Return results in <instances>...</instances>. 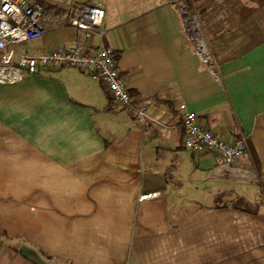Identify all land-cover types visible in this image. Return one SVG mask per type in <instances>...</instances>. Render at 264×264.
I'll list each match as a JSON object with an SVG mask.
<instances>
[{
  "label": "crops",
  "instance_id": "obj_1",
  "mask_svg": "<svg viewBox=\"0 0 264 264\" xmlns=\"http://www.w3.org/2000/svg\"><path fill=\"white\" fill-rule=\"evenodd\" d=\"M113 1L93 0L104 17L88 38L52 21L17 48L103 43L131 98L149 99L158 122L135 121L88 70L40 68L0 83V235L27 244L0 245V264H56L42 255L62 264H264V0H186L213 71L168 0ZM183 109L226 141L244 134L239 164L256 177L221 176L210 153L184 149ZM234 197L256 211L235 208Z\"/></svg>",
  "mask_w": 264,
  "mask_h": 264
},
{
  "label": "built area",
  "instance_id": "obj_2",
  "mask_svg": "<svg viewBox=\"0 0 264 264\" xmlns=\"http://www.w3.org/2000/svg\"><path fill=\"white\" fill-rule=\"evenodd\" d=\"M49 8L38 0H0V83H12L27 75L36 74L40 68L56 69L75 67L88 70L106 87L111 99L127 110L133 119L144 125L158 122L148 115L149 99L133 100L126 82L120 75L116 57L110 47L99 43L88 48L81 41L68 47H56L44 52H26L18 43L42 37L52 21H61L80 29L88 38L98 30L104 9L96 3L79 0L50 1ZM177 9L187 38L194 53L211 71L210 56L200 25L186 0H168ZM181 144L193 152L210 153L213 172L225 177L255 178L253 170L239 164L247 148V139L239 134L226 141L217 133L205 128L196 113L183 109L180 114ZM156 192L139 195V198L156 196Z\"/></svg>",
  "mask_w": 264,
  "mask_h": 264
},
{
  "label": "rangeland",
  "instance_id": "obj_3",
  "mask_svg": "<svg viewBox=\"0 0 264 264\" xmlns=\"http://www.w3.org/2000/svg\"><path fill=\"white\" fill-rule=\"evenodd\" d=\"M38 1L44 6L52 5V6L56 7L54 5V3L50 2V1H69V0H38ZM79 1L88 2V3H96V2H93V0H79ZM110 3H111V6H115V5L119 4L120 2L110 0ZM191 9H192V7H191ZM192 11H193V9H192ZM193 13H194V11H193ZM194 15H195V13H194ZM196 20L198 21L197 16H196ZM16 46L19 47L20 45L17 44ZM207 51H208V48H207ZM0 245H2L4 248H15V249H20L22 246H27V244L23 243L20 239H16V238L7 239L4 235H0ZM42 257L44 258L45 262L48 261V262H52V263H56V264H62V263H59V262L52 260L47 255L46 256L42 255Z\"/></svg>",
  "mask_w": 264,
  "mask_h": 264
},
{
  "label": "trees",
  "instance_id": "obj_4",
  "mask_svg": "<svg viewBox=\"0 0 264 264\" xmlns=\"http://www.w3.org/2000/svg\"><path fill=\"white\" fill-rule=\"evenodd\" d=\"M46 8H49V6H46ZM232 206L242 211H247V212H252V213L256 211V205L251 204L250 202H248L242 197H234L232 199ZM47 256L49 257V255Z\"/></svg>",
  "mask_w": 264,
  "mask_h": 264
}]
</instances>
